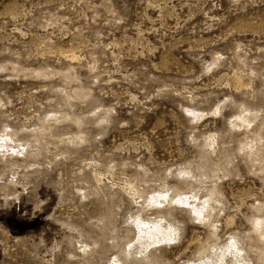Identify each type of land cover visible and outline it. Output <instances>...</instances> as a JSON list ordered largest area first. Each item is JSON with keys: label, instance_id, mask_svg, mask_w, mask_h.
<instances>
[{"label": "rangeland", "instance_id": "1", "mask_svg": "<svg viewBox=\"0 0 264 264\" xmlns=\"http://www.w3.org/2000/svg\"><path fill=\"white\" fill-rule=\"evenodd\" d=\"M0 264H264V0H0Z\"/></svg>", "mask_w": 264, "mask_h": 264}, {"label": "bare ground", "instance_id": "2", "mask_svg": "<svg viewBox=\"0 0 264 264\" xmlns=\"http://www.w3.org/2000/svg\"><path fill=\"white\" fill-rule=\"evenodd\" d=\"M201 213V212H200Z\"/></svg>", "mask_w": 264, "mask_h": 264}]
</instances>
